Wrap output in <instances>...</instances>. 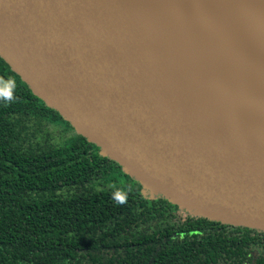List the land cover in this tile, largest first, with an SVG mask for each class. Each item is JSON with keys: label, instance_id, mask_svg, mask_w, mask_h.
Here are the masks:
<instances>
[{"label": "water", "instance_id": "water-1", "mask_svg": "<svg viewBox=\"0 0 264 264\" xmlns=\"http://www.w3.org/2000/svg\"><path fill=\"white\" fill-rule=\"evenodd\" d=\"M171 4L0 0V58L144 197L264 233V0L202 3L225 65Z\"/></svg>", "mask_w": 264, "mask_h": 264}, {"label": "trees", "instance_id": "trees-1", "mask_svg": "<svg viewBox=\"0 0 264 264\" xmlns=\"http://www.w3.org/2000/svg\"><path fill=\"white\" fill-rule=\"evenodd\" d=\"M171 206L144 197L0 58V264H252V253L264 264L250 233L198 238L205 223L177 222Z\"/></svg>", "mask_w": 264, "mask_h": 264}, {"label": "bare ground", "instance_id": "bare-ground-1", "mask_svg": "<svg viewBox=\"0 0 264 264\" xmlns=\"http://www.w3.org/2000/svg\"><path fill=\"white\" fill-rule=\"evenodd\" d=\"M169 1L173 2L170 5V9L175 12L177 18L181 19V21L178 20L179 24L174 25V28L177 29L172 30V33L175 32V35H185L189 44L205 47L213 54L217 48H220L226 57H231L232 59L233 57H240L237 51L227 48L223 43L220 46L215 43V37L223 32L222 29H218L216 26L220 20V15L216 14L214 9H210L211 11H209L207 8L202 7V3L205 0H179L181 3H176L173 0ZM191 21H194L195 25ZM224 34L226 32H223ZM177 39L179 40L180 38ZM222 45L224 47H221ZM214 56L217 58L219 64L225 65L229 63L225 57L219 55L218 51L215 52Z\"/></svg>", "mask_w": 264, "mask_h": 264}, {"label": "flooded vegetation", "instance_id": "flooded-vegetation-1", "mask_svg": "<svg viewBox=\"0 0 264 264\" xmlns=\"http://www.w3.org/2000/svg\"><path fill=\"white\" fill-rule=\"evenodd\" d=\"M159 199H162V198H159ZM170 204L172 205L171 206L172 209L170 211H172V215L175 216L177 222L183 223V222L188 221L189 219H194V220H197V221L199 220V221H202L203 223H205L204 227H201L199 230L193 232V233H198L197 234L198 238H204L207 235V232H209V231L212 232L213 230H216L217 232L225 230V231H227V233H229L230 231H233V230H241V231L250 233L253 237L256 238L257 242L264 243V233H262V232L246 229L243 227L233 226V225H226V224H222L220 222L200 219V218L185 214L177 206L173 205L172 203H170ZM205 226H207V228ZM174 237H178V236H175V235L169 236L170 239L174 238ZM182 238H184V237H182ZM163 242L168 243L169 240L167 238H165L163 240ZM261 255L264 256V254H261ZM252 256H254V259L252 260V264H257V261H258L257 257L259 256V253H252ZM249 259L250 258H248V261H249Z\"/></svg>", "mask_w": 264, "mask_h": 264}]
</instances>
